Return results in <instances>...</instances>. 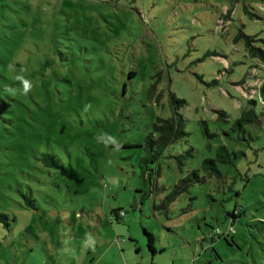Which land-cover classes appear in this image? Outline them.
I'll use <instances>...</instances> for the list:
<instances>
[{
	"label": "rangeland",
	"instance_id": "rangeland-1",
	"mask_svg": "<svg viewBox=\"0 0 264 264\" xmlns=\"http://www.w3.org/2000/svg\"><path fill=\"white\" fill-rule=\"evenodd\" d=\"M238 28L264 49V0H0V91L24 94L18 117L0 118V186L23 194L0 188L14 217L0 224V264H264V116L245 138L232 129L264 69ZM170 91L189 135L147 164ZM220 145L238 157L208 175ZM194 170L201 180L177 191Z\"/></svg>",
	"mask_w": 264,
	"mask_h": 264
},
{
	"label": "trees",
	"instance_id": "trees-1",
	"mask_svg": "<svg viewBox=\"0 0 264 264\" xmlns=\"http://www.w3.org/2000/svg\"><path fill=\"white\" fill-rule=\"evenodd\" d=\"M241 40L243 42V46L245 51L247 52L248 56H251L255 58L261 65L262 69H264V49L261 46H258L256 42L258 41L257 38L254 35L247 34L243 31L242 28H238L235 36L234 41ZM212 53H209V55ZM133 72H130L132 74ZM19 84L16 82L11 83V87H13V92L8 91H0V118L3 122H8V119L11 117H18L17 111L19 110L20 105L22 104L21 96H24V94H21L20 91L17 92V86ZM31 86L38 88V81L34 80V82L31 83ZM4 88V86H1ZM3 90H6L4 88ZM257 94L258 97L256 99L249 98L247 101V107H245L241 113L240 116H238L233 121L232 129H237L240 131V134L238 136L239 139L245 138L244 133H246L249 126H256L260 127L261 123V116H264V77L262 79L261 84L257 87ZM30 97H32V94L28 93ZM3 97L6 98L8 101H12L17 103L19 106L15 109H5L2 101ZM185 104V100L183 98H180L175 95L174 92L170 91L168 94V105L170 108V116L168 117H162V116H156L155 121L152 124V131L146 135L144 139V145L147 154L143 157L144 161L148 164L149 161H153L154 158H157L158 155L161 153V151L170 145L171 143L184 139L188 137L189 133L185 129V119L182 115V113L179 111V109ZM259 107L260 110L257 108ZM4 112H8L10 116H4L7 115ZM217 115L219 118H223L225 121L227 120L228 116L227 113H225L223 110H217ZM16 119V118H15ZM204 127V131L207 135H210L207 132V122L201 121ZM237 127V128H236ZM228 136H230L228 134ZM2 137V134H0V138ZM230 138H232L230 136ZM1 142V141H0ZM114 145V144H113ZM9 148L8 144L0 143V149ZM33 150V153L36 152L35 149L31 148ZM193 146H190V149L187 150V152L193 156ZM5 154V153H4ZM236 155L238 157V153L236 151L230 152L228 146L226 145H220L216 149L215 157H205L202 160V167L203 169H207L208 175H216L221 176L222 173L218 168V163H229L232 162V156ZM19 154L11 153L10 155H6L5 157L8 158L10 161V164L13 165L14 162L11 161L14 159V156H17ZM44 165H50L52 167H55L56 169H62L64 168V164L62 162V158L58 153L55 152H45L42 153ZM29 156V155H28ZM194 178L192 179V175L189 174L187 177L182 178L179 181V184H176L175 187L177 188V191H182L185 188H187L190 184H193V181H200L201 177L198 176V173L196 170L192 171ZM191 175V176H190ZM10 177L13 176V174H9ZM205 180V177L203 178ZM13 188L14 192H20L22 194V185L20 183H10L8 180V183L4 186H0V188ZM23 195V194H22ZM32 204V200H30ZM115 212V210H113ZM238 214H240V211H237L236 209L230 213L232 218H235ZM14 217L10 216L8 214L7 209L4 207L0 209V224L4 223L6 226L10 225V221H13ZM228 227H232L230 231H228ZM226 232H216L215 229V236L219 237L221 234H229L233 231L232 223H229V225L226 227ZM225 228V229H226ZM145 234L148 237V246L150 249L155 252L154 246H153V240L154 236L152 233L145 232Z\"/></svg>",
	"mask_w": 264,
	"mask_h": 264
},
{
	"label": "clouds",
	"instance_id": "clouds-1",
	"mask_svg": "<svg viewBox=\"0 0 264 264\" xmlns=\"http://www.w3.org/2000/svg\"><path fill=\"white\" fill-rule=\"evenodd\" d=\"M17 79H20L23 83V92L27 94L30 91V84L27 80H23L22 77H17ZM91 237H89V243H91Z\"/></svg>",
	"mask_w": 264,
	"mask_h": 264
},
{
	"label": "built area",
	"instance_id": "built-area-1",
	"mask_svg": "<svg viewBox=\"0 0 264 264\" xmlns=\"http://www.w3.org/2000/svg\"><path fill=\"white\" fill-rule=\"evenodd\" d=\"M232 229V227H228V231H230ZM221 230L218 228L216 229V232H220ZM227 231V228L224 230V231H221V232H226Z\"/></svg>",
	"mask_w": 264,
	"mask_h": 264
}]
</instances>
